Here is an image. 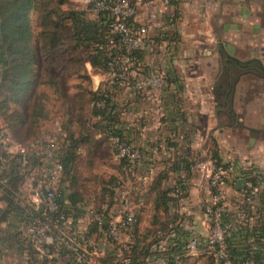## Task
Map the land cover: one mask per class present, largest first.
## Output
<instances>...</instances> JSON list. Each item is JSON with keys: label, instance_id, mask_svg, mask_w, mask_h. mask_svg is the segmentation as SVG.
Returning a JSON list of instances; mask_svg holds the SVG:
<instances>
[{"label": "trees", "instance_id": "trees-1", "mask_svg": "<svg viewBox=\"0 0 264 264\" xmlns=\"http://www.w3.org/2000/svg\"><path fill=\"white\" fill-rule=\"evenodd\" d=\"M66 1L0 0V120L13 138L19 137L17 134L24 126L29 124V129H32L48 116L46 95L38 93L42 72L38 69L40 55L37 43L40 44L39 49L43 55L50 57L63 43V32L70 29L69 36L72 41L76 46L88 50L91 65L103 72L118 69L120 64L116 58L121 54L131 57L135 64L134 69L139 73H147L150 68L145 63L147 50L127 51L116 45L120 37L118 33L110 32L111 16L108 13L94 12L88 7V11L97 16L90 18L86 10H63L61 5ZM174 5V12L167 17V24H174L180 15L179 0L174 1ZM36 11L39 13L38 33L33 24V14ZM127 25L133 31H139L142 27L134 17L127 19ZM146 38L163 44L164 41H178L179 35L171 26L162 35L152 38L147 35ZM111 39L115 42L114 46L110 45ZM257 68L264 75V67L260 64ZM120 93L123 91L118 85L103 82L96 91L91 92L89 99L82 96L83 105L80 110L83 114L90 101L91 107L88 110L90 117L94 119L92 128L104 134L109 142L112 137H118L126 143H132V130L124 126L121 113L127 111L137 98L125 101ZM72 111L69 110L67 123H61L58 137L62 139L58 154L64 167L55 198L59 204L58 211H50L46 206L40 210L35 209L25 191L30 179L33 185H37L42 179L46 165L39 152L28 154L24 161L20 153L7 154L0 150V264L4 263L5 257L12 256L16 259V264L19 260L22 264L27 258L42 260L48 264H79L75 262L70 250L56 241L44 243L40 250L36 248L33 239L26 234L28 224L35 219L45 220L50 217L53 222L58 220L56 227L52 224L51 234L58 235L61 227L71 233L77 231L79 224L86 221L87 214L92 209L94 214L104 219L103 223L93 219L88 222L87 229L78 235L97 244L106 237L108 222L117 216L122 204L120 197L124 194L123 181L114 177L113 181H107L104 177L97 180L94 177L99 183L94 186L87 184L91 179L84 177L78 168L79 148L85 139L74 131L72 122L76 120V113L73 109ZM174 144L173 147L177 148L178 143ZM140 150L141 160L133 171H138L140 167L145 168V163H150L146 159V152ZM211 152L218 164L226 169L217 147L213 151L211 149ZM119 158L121 169L126 171L131 167L127 158ZM196 164V160L189 159L188 155L181 156L180 161L171 162L169 167L165 166L153 177L147 189L153 195L151 225L141 230L138 203H130L137 221L126 231L129 241H112L107 248L110 251H106L105 257L99 258L100 264H150L152 259H159L161 264L187 263V244L198 237L192 230L184 227V221H190L191 216L180 211V204L189 197L188 180ZM181 168L187 171V175L173 178L170 171L176 172ZM228 180L227 178L226 181ZM254 180L253 177L247 179ZM239 191L243 195L233 201L234 209L226 206L221 215L223 224L230 225L225 233L224 250L230 264H264V189L254 204H249L244 199L249 191L248 186L245 185ZM211 192L215 193L216 189L212 187ZM238 209L244 210L246 215L242 223L235 220ZM60 215H64L71 222L63 224ZM199 242V250H204L210 263L216 264L215 253L221 246L214 245L210 248L206 240L200 241V238Z\"/></svg>", "mask_w": 264, "mask_h": 264}, {"label": "crops", "instance_id": "crops-1", "mask_svg": "<svg viewBox=\"0 0 264 264\" xmlns=\"http://www.w3.org/2000/svg\"><path fill=\"white\" fill-rule=\"evenodd\" d=\"M174 1L141 0L139 4L136 19L148 36L162 35L172 26L179 38L171 43L156 42L145 57L146 64L161 68L168 74L165 91H154L153 99L137 97L123 112L124 126L132 130V143L146 152V159L150 162L132 175L143 190L141 185L147 184L148 188L160 170L169 167L171 162L180 161L181 156L204 160L211 152L209 148L217 147L229 179L223 193L229 208L234 209L233 201L242 196L236 182L252 178L254 171L264 169V118L261 119L262 125L258 126L256 118L247 116V121L241 126L228 111L232 102L238 109L237 98L242 96L230 73L231 67L241 66L235 54L240 52L242 33H257L256 23L253 28L248 23L256 22L262 7L256 6L258 0H179L180 15L174 24H167V17L175 9ZM263 26L258 31L263 30ZM221 55H225L224 64L229 66L224 70L226 84L217 82L222 74L219 65ZM121 95L125 101L129 97L126 92ZM253 104L249 105L251 113L248 115L259 111L264 113V106L253 111ZM206 129L208 133H205ZM254 130H261L260 138L249 137ZM174 143H178L177 148L173 147ZM170 172L173 178L187 175L184 168ZM188 181L189 197L181 202L180 211L194 213L190 221H184V227L192 230L199 239L202 233H206L209 220L204 212H199L201 202L207 199L210 191L209 182L197 167ZM137 206L139 226L145 230L151 225L153 206L145 200ZM122 239L129 241V235L124 233ZM106 251L101 257H105ZM156 260H150V264H161L159 259Z\"/></svg>", "mask_w": 264, "mask_h": 264}, {"label": "built area", "instance_id": "built-area-1", "mask_svg": "<svg viewBox=\"0 0 264 264\" xmlns=\"http://www.w3.org/2000/svg\"><path fill=\"white\" fill-rule=\"evenodd\" d=\"M91 9L94 12H105L111 16V23L109 26L111 33L119 34V48H125L130 50H147L148 53L153 50L156 42L152 39L149 41L146 38V33L143 29L139 31H133L127 25V19L138 15L139 4L141 0H78ZM152 38V37H151ZM110 45L114 46L113 39L110 41ZM117 62L120 64L116 70H110L104 73L105 82L112 85L116 84L119 88L126 92L129 96L128 99L141 97L144 99H153L154 91H165L168 85V74L161 68L152 67L147 73H139L134 69L135 64L128 55H119ZM103 79V80H104ZM139 95V96H138ZM160 101V99H158ZM61 127L57 126V135L60 134ZM50 135L41 139H34L31 143L25 144L21 141H16L12 137L11 133L3 125H0V150L5 151L7 154L20 153L24 161L28 154L32 152H39L45 162L46 169L42 174V179L39 180L37 185H33L31 179L26 185V193L29 196V201L35 209L40 210L46 206L50 211H58L59 204L55 200L59 191V185L62 178L63 164L58 154V142L57 137L50 138ZM112 144L115 147L117 154L120 157L127 158L129 165L134 168L138 166L141 160V150L133 143H126L118 137L111 138ZM196 167L199 168L207 177L209 182V198L204 199L201 202V207L204 213L208 216L211 222V229L207 237V244L210 248L214 245H220V249L215 253L217 262L216 264H230V259L226 254L223 242L225 233L230 225H224L221 220L222 212L224 208L228 206L226 197L223 193V188L227 183L228 178L226 169L222 165L218 164V160L209 155L207 161L196 160ZM254 181H247L248 193L244 198L247 203L254 204L258 199L259 193L264 189V169H258L252 173ZM254 182V183H253ZM214 187L216 192H211V188ZM243 195V194H242ZM124 194L120 197L122 204L118 210L117 216L108 222V232L99 243L95 244L93 240L88 241L83 239V236L78 235L88 227V222L97 219L102 224L104 219L96 214L92 209L89 210L87 217L88 221L80 223L77 231L68 232L64 227H58L60 232L58 235L50 233L52 224L56 227L57 222H53L52 218L46 217L45 220L35 219L32 220L26 227V234L34 241L36 248L39 250L44 243L63 244L72 253L74 260L79 264H100L99 257L106 251L108 245L112 241L123 243V234L129 231L132 225L137 221L136 213L131 209L130 203L124 200ZM237 207V206H235ZM236 222L242 223L246 215L244 210L238 209L236 211ZM60 219L63 220V224L71 222L70 219L60 215ZM199 239L193 238L188 244V254L196 252ZM124 246V244H123ZM69 259V256L66 257ZM4 264V263H3ZM16 264V263H14ZM22 264H48L42 260H29L28 258L22 261ZM176 264H179L177 262ZM253 264V262H248Z\"/></svg>", "mask_w": 264, "mask_h": 264}, {"label": "rangeland", "instance_id": "rangeland-1", "mask_svg": "<svg viewBox=\"0 0 264 264\" xmlns=\"http://www.w3.org/2000/svg\"><path fill=\"white\" fill-rule=\"evenodd\" d=\"M256 6L262 7L259 10L260 12H258L259 16L256 17V22L248 23V26L254 27V24L256 23L259 30L261 25H264V0H258ZM250 7L252 8V5ZM61 8L63 10L82 9L88 12L90 18L97 17L93 12L90 10L88 11L87 5L78 0H67L61 5ZM38 16L39 13L37 11L34 12L33 24L36 33H38L40 29ZM258 30H256V34H252V31L242 33L243 43H241L242 46L240 45V52L235 54V58L237 57V62H240L241 66H238L235 69L231 67L230 70L232 81L235 85H239V89L237 90H240L242 96L241 98H237V102L240 104L238 109L236 110L234 108L232 102L228 107V111L232 116H235V118L238 119L236 122L241 126L247 121V116L256 118L259 122L258 126L262 125L261 119L264 118V113L261 111H259L260 113L248 115V113H251L249 112V105L251 102L254 103L252 105L253 108H251L253 111L264 106V75H262L257 68L260 64L264 67V29L261 31ZM63 33L65 34L63 43L57 47L50 57L48 55H43V52L39 49L40 44L37 43L40 55L38 69L42 72V82L38 87V93L46 95L45 104L48 110V116L46 119L42 120L38 126H35L32 129H29V124L24 126L17 134L19 137L14 138L18 140V142L22 141L25 144H29L34 139H41L43 137L47 138V135L49 134L50 138L57 137L59 147L60 143H62V139L58 138L59 134L57 135V126L61 125V123H67L68 118L70 117L69 110L73 112V109L77 117L75 115L74 118H76V120L74 119L72 126L75 128L74 131L76 134L84 136L85 139L81 142L79 148L80 156L78 160V168L79 172L84 175V177L91 179L88 180V185H97L99 183L97 180H101L103 177L108 179L107 181H110L111 179L113 181L114 178H117L118 180L122 179L124 200H127L128 203H132L133 205H135L136 202L139 203L141 200L151 202L153 195L149 194L148 190H146L147 184L141 185L143 186V190H140V183L133 177L134 173H137L138 171H133L132 167L127 168L126 171L121 169L119 167L120 158L112 142H109L104 134H100L98 130L92 128L94 119L90 117L88 110L89 107H91L90 101L86 104L87 110L81 114L80 107L83 105L82 96L89 99L91 97V92L96 91L99 85L106 80L104 79L103 71L91 65L89 51L85 50L83 47L76 46L72 41L69 36L70 29L65 30ZM224 57L225 55H221L219 61L222 74L217 82L221 81L222 83V81H224V84H226L227 76L225 75L226 71L224 70L225 68H229V66H225L223 60ZM239 59L240 61H238ZM256 93L258 95L254 96ZM121 116L123 119V113H121ZM0 123L3 124L2 121H0ZM259 132H261V130H254V133H250L249 137L258 136L260 138ZM205 133H208L207 129L205 130ZM211 149L213 151L214 147L211 146L209 152ZM210 154L212 153H208V157L202 161H207ZM44 168L46 169L47 167ZM94 177H96L97 180H94ZM25 191H27V189ZM209 195L210 193H208L207 198H209ZM191 203H194V201ZM199 212H204L202 207L199 208ZM192 215H194V213L190 212L189 216ZM210 229L211 222L208 220L207 231L205 234H201V240H207ZM3 261L5 264H9L10 262L14 264L16 259L13 256L5 257ZM17 264H21L20 260ZM187 264L211 263L208 254H206L204 250H201L198 253L195 252L190 254Z\"/></svg>", "mask_w": 264, "mask_h": 264}, {"label": "water", "instance_id": "water-1", "mask_svg": "<svg viewBox=\"0 0 264 264\" xmlns=\"http://www.w3.org/2000/svg\"><path fill=\"white\" fill-rule=\"evenodd\" d=\"M245 185H246V180L244 178L238 180V182H237V187L238 188H242Z\"/></svg>", "mask_w": 264, "mask_h": 264}]
</instances>
